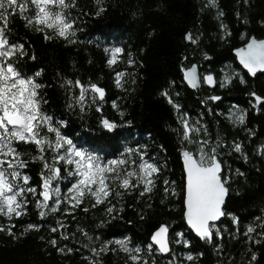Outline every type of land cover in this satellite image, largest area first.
<instances>
[{
  "label": "trees",
  "instance_id": "obj_1",
  "mask_svg": "<svg viewBox=\"0 0 264 264\" xmlns=\"http://www.w3.org/2000/svg\"><path fill=\"white\" fill-rule=\"evenodd\" d=\"M71 2L68 9H56L66 11L73 25L67 39L51 29L38 31L43 26L26 22L25 17H34L35 6L29 3L24 14L17 8L9 16L6 36L9 44L23 47V54L17 52L9 62L22 77L41 85L38 98L46 101L41 110L53 118L54 126L72 145L104 162L136 161L130 170L144 161L153 162L158 169L151 176L154 186L143 196L141 185L94 208L86 199L80 208H69L74 215L63 214L68 205L62 204L61 212L43 220L33 195L26 194L24 214L12 220L0 216V227L8 221L15 225L11 228L14 235L0 231V264H143L144 260L148 264H264V103L251 96L264 100V73L249 77L232 54L243 44V37H264V0ZM101 8L104 11L100 12ZM187 32L195 43L186 42ZM117 47L122 52L109 65L111 50ZM202 54H208L209 59L203 60ZM193 63L200 72L214 74L215 88L203 83L196 90L187 87L183 71ZM226 67L240 73H228V80L222 83ZM118 72L125 73L120 86L116 83ZM76 81L89 89L83 111L76 103L81 90ZM91 85L104 89L103 99L90 90ZM215 96H220L219 100L215 101ZM232 104L246 112L243 122L234 123L227 117ZM105 119L116 127L106 129ZM185 122L193 130L189 140L183 138ZM47 135L54 139V134ZM202 142H206L205 152L216 149L222 165L220 175L228 189L224 217L212 229L211 242L194 236L183 218L181 151L198 157ZM236 145L241 151H235ZM18 147L25 153L22 158L29 161L22 172L39 192L46 169L44 161L36 157L44 155L51 163L54 153L41 154L30 144ZM55 167L66 176L63 162ZM71 180L74 178L67 182L57 179L53 186L58 185L63 196ZM113 206L109 214L106 209ZM84 207L89 211H83ZM57 221L66 228L53 233ZM30 224L38 225L39 230H26ZM161 224L169 228L170 251L166 255L150 243ZM249 227L255 231L248 233ZM178 233L186 237L187 244H175ZM62 234L69 239H61ZM52 239L57 240L55 247ZM116 241H125L130 250L139 249V253H131L138 255L139 261H132ZM105 244L107 250L99 251Z\"/></svg>",
  "mask_w": 264,
  "mask_h": 264
},
{
  "label": "snow or ice",
  "instance_id": "obj_2",
  "mask_svg": "<svg viewBox=\"0 0 264 264\" xmlns=\"http://www.w3.org/2000/svg\"><path fill=\"white\" fill-rule=\"evenodd\" d=\"M29 3L35 6V15L34 17H25V19L29 24L36 23L43 26L38 27V31H43L44 28L51 29L58 36L67 39L68 30L73 27L68 13L56 10L57 8L72 7L71 0H27V2L19 3L18 0H0V216H6L9 220H12L13 217L18 219L24 214L23 209L27 207L26 194L28 193L33 195L38 215L42 220L46 219L48 214L61 212L62 204L68 205L63 214L74 215L72 211H69V208H80L86 199L92 201L91 207L94 208L106 202L110 203V197H122L124 193L141 185H143L141 196L146 192L150 193L151 186H154V181L150 177L158 171L157 167L144 161L139 163L135 169L130 170L136 161L129 158L104 162L97 156L75 150L72 141L65 138L58 127L54 126L53 118L41 110V105L46 102L38 98L37 90L41 85L36 84L32 79L22 77L14 64L9 62L17 52L23 54L22 46L9 44L7 39L6 30L9 16L15 14L17 8L20 14L26 13ZM102 11H104L103 8L100 9V12ZM74 34V32L71 33V35ZM48 38L45 37V39ZM186 39L192 43L196 42L190 34ZM121 52L122 49L119 47L111 50L109 65L116 62V56ZM236 54L240 57L241 64L253 75L257 70L264 71V41L257 42L252 39L246 48L238 50ZM129 64H132L131 60H129ZM194 74L195 68L185 72V77L189 78V83L193 86H195ZM124 75L123 72L116 74L117 86H120V80ZM205 80L211 83L213 77L207 76ZM67 83L71 84L72 82L68 81ZM75 83L81 89L76 103L83 111L86 93L89 89L84 88L80 81ZM90 90L98 93L100 99H103L104 92L101 88L91 85ZM213 99L219 98L213 97ZM256 101L264 103L260 97H256ZM113 107L116 105L114 104ZM238 119L243 122L244 117L241 115ZM103 126L108 130L116 127L114 123L106 119L103 120ZM190 131L193 130L185 122L184 140H189ZM48 133L54 134V139L49 138ZM21 144L34 145L41 154L48 150L54 153L51 163L45 159L44 155L36 157V159L44 161L46 169V174L42 175V190L39 192L36 187L30 186V177L22 172L29 161L22 158L25 153L19 150L18 146ZM205 145L206 142L200 144L198 157L189 151L182 153L186 173L184 205L185 218L190 228L200 239L211 242L214 222L224 215L222 205L228 189L225 187L226 181L220 175L222 166L217 159L216 149H212L211 153L205 152ZM235 151H241L240 145L235 146ZM140 159L143 161V156ZM61 162L70 166L64 170L67 171L69 177L74 178V182L71 183L67 193L63 196L60 188L53 186L54 180L63 178L61 168L55 167ZM133 178H135V183H133ZM25 185L29 186L25 187ZM172 194L175 195V192ZM82 210L89 211L87 207ZM106 211L111 214L114 211V206L108 207ZM57 225L58 227L51 228V232L56 233L60 228H66V225L60 221H57ZM13 227H15L14 224L8 228L0 227V231H7L9 235H14L11 231ZM26 230H39V226L30 224ZM167 231L166 226H161L152 236L153 243L158 245V251L161 253L170 251L166 241ZM253 231L255 229L252 227L247 230L248 233ZM85 235L87 234L85 233ZM61 239L67 240L69 236L62 234ZM88 239L91 240L92 237L88 236ZM50 243L55 247L57 240L52 239ZM116 243L129 253L132 261H139L138 255L131 254L132 251L139 253V249H128L125 246V241H116ZM59 250L64 251V249ZM106 250L107 245L105 244L99 251ZM92 252L93 255H97L96 249H92ZM187 259L191 260L192 256L189 255ZM143 264H148V261L144 260Z\"/></svg>",
  "mask_w": 264,
  "mask_h": 264
},
{
  "label": "water",
  "instance_id": "obj_3",
  "mask_svg": "<svg viewBox=\"0 0 264 264\" xmlns=\"http://www.w3.org/2000/svg\"><path fill=\"white\" fill-rule=\"evenodd\" d=\"M188 35H189V33L187 32V33L185 34V40H186L187 43H189V40L186 39V37H187ZM252 39H255L257 42H259V41H264V37H262V38H257V37H255L254 35H250V36H249V37L243 42L242 45H240V46L234 48L233 51H232V54H233V56L235 57V60H236L237 64L240 66V68H241L245 73L248 74L249 77H255L257 74H263L264 71L257 70L256 73H255V75H253L251 72L248 71L247 68L244 67L243 64H241V62H240V57L237 56L236 53H237L238 50H240V49H242V48H246V45H247ZM202 58H203V60H207V59H209V55H208V54H202ZM193 68H195V74H194L195 86H193V84H190V83H189V78H186V77H185V72H189V71L192 70ZM207 76H212V77H213V81H212L211 83H209V82H207V81L205 80V77H207ZM183 79H184L185 84L187 85V87H188L190 90H196V89L200 86L201 83H203L206 87H208V88H210V89H213V88H215V86H216V78H215L214 74H213L212 72H200L197 63H193L191 66H189L188 68H186V69L183 71ZM96 86H97V85H96ZM97 87H99V86H97ZM78 88H79V87H78ZM99 88H101V87H99ZM79 89H80V88H79ZM101 89H102L103 92H104V89H103V88H101ZM95 94H96V95L98 96V98L100 99L99 94H98V93H95ZM104 94H105V92H104ZM251 96H252L253 99H255V101H256V97H259V96L256 95V94H252ZM215 97L220 98V96H215ZM103 98H104V96H103ZM214 100L217 101V100H219V99H214ZM256 102H257V101H256ZM184 151H188V150H182V151H181V162H182V167H183V171H184V195H183V205H184V198H185V184H186V173H185V170H184V158H183V155H182V153H183ZM221 166H222V165H221ZM220 174H221V173H220ZM225 187H226V186H225ZM226 188H227V187H226ZM226 196H227V195H226ZM225 199H226V197H225ZM224 201H225V200H224ZM223 205H224V203H223ZM223 205H222V211H223ZM223 217H224V215H223L222 217H220V219L217 220V221H215L214 223L217 224L218 222H220V220H222ZM183 218H184L185 225H186V227L188 228V230H189L190 232H192V234H193L194 236L198 237V236L196 235L195 231H194L192 228H190V226L188 225V223H187V221H186V218H185V205H184V211H183ZM161 226H166V227H167V225H165V224H161V225H159V226L153 231V233H152V235H151V238H150V243H151V244L157 249V251H158V245H156V244L153 243V241H152V236H153V235L159 230V228H160ZM167 229H168V231H167V233H166V241H167L168 248L170 249V243H169V228L167 227ZM168 252H169V251H168ZM168 252H167V253H168ZM158 253H160L161 255H166V254H167V253H161V252H159V251H158Z\"/></svg>",
  "mask_w": 264,
  "mask_h": 264
},
{
  "label": "rangeland",
  "instance_id": "obj_4",
  "mask_svg": "<svg viewBox=\"0 0 264 264\" xmlns=\"http://www.w3.org/2000/svg\"><path fill=\"white\" fill-rule=\"evenodd\" d=\"M242 40L245 41V40H246V37H243ZM228 73H230L231 76H232V75H234L235 73H240V71H238V70H236V69H234V68L231 70L230 67H226V69H222V75H221L220 82L225 83V82L228 80V76H229ZM226 115H227V117H228L232 122H234V123H241L240 120L238 119V117L242 115V116L244 117V119H245L246 112H245L243 109H241L240 107H238L237 105L232 104V105H230V107H229V112H228ZM244 119H243V121H244ZM72 146H73V148H74L75 150H79V151H81L80 149L76 148L74 145H72ZM148 163H152V164L154 165L153 162H148ZM63 164H64V163H63ZM64 166H65L66 168H67V167H70V166H67V165H65V164H64ZM154 166H155V165H154ZM155 167H156V166H155ZM71 178H72V177H69L68 174H67V171H66V176L63 177V178L61 179V182H67V180H69V179H71ZM150 179H151V177H150ZM71 181H72V183L74 182V180H71ZM70 186H71V185H70ZM70 186H69V187H70ZM56 187H59V186L57 185ZM69 187H68V188H69ZM67 190H68V189H67ZM176 192L179 193V190H177ZM4 217H5L7 220H9L6 216H4ZM10 225H13V223L8 221V223L6 224V226H5L4 228H8V226H10ZM11 231H12V230H11ZM3 232H5L6 234H8L7 231H3ZM180 242H183L184 244H187L186 237L182 236L181 233H178V234H177V239L175 240V244H178V243H180ZM90 264H91V263H90Z\"/></svg>",
  "mask_w": 264,
  "mask_h": 264
},
{
  "label": "flooded vegetation",
  "instance_id": "obj_5",
  "mask_svg": "<svg viewBox=\"0 0 264 264\" xmlns=\"http://www.w3.org/2000/svg\"><path fill=\"white\" fill-rule=\"evenodd\" d=\"M242 79L244 80L245 79V77L244 76H242ZM255 100V99H254Z\"/></svg>",
  "mask_w": 264,
  "mask_h": 264
}]
</instances>
